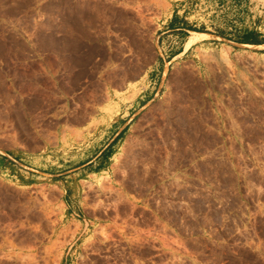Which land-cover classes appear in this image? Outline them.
Returning a JSON list of instances; mask_svg holds the SVG:
<instances>
[{
	"label": "rangeland",
	"instance_id": "1",
	"mask_svg": "<svg viewBox=\"0 0 264 264\" xmlns=\"http://www.w3.org/2000/svg\"><path fill=\"white\" fill-rule=\"evenodd\" d=\"M258 40L264 0H0V264H264Z\"/></svg>",
	"mask_w": 264,
	"mask_h": 264
},
{
	"label": "bare ground",
	"instance_id": "2",
	"mask_svg": "<svg viewBox=\"0 0 264 264\" xmlns=\"http://www.w3.org/2000/svg\"><path fill=\"white\" fill-rule=\"evenodd\" d=\"M151 102L149 101L148 103H146L144 106H142V108H144V107H146V106H148L149 104H150ZM167 109V108H166ZM161 115V114H160ZM164 115V114H163ZM159 116V115H158ZM162 116V115H161ZM147 117V116H146ZM144 118H145V116H144ZM156 118V117H155ZM143 120V119H142ZM149 120V119H148ZM163 121V120H162ZM162 123H164V122H162ZM170 123V122H169ZM143 124V123H142ZM145 124H146V121H145ZM144 125V124H143ZM167 125V124H166ZM170 125V124H169ZM172 125H174V124H172ZM177 125V124H176ZM175 125V126H176ZM160 126V125H159ZM162 126V125H161ZM160 126V127H161ZM150 128V127H149ZM152 128V127H151ZM157 129V128H156ZM162 129V128H161ZM150 130V129H149ZM152 130V129H151ZM170 130V129H169ZM137 131H139L138 129H137ZM153 131V130H152ZM142 133V132H141ZM155 133V132H154ZM140 135H142V134H140ZM138 136V135H137ZM140 137V136H139ZM154 139V138H153ZM153 141V140H152ZM145 144V143H144ZM149 144V143H148ZM140 146V145H139ZM151 150V147L148 145V147H146L145 145L142 147V152L144 153V154H146V153H148L149 154V151ZM140 152H141V150H140ZM151 152H152V150H151ZM136 155V154H135ZM147 155V154H146ZM145 156V155H144ZM131 158H132V156H131ZM134 158V157H133ZM136 158V157H135ZM140 158V157H139ZM142 158V157H141ZM149 158H150V156H149ZM142 160V159H141ZM149 160V159H148ZM127 161V160H126ZM135 160H133V162H134ZM133 162L132 163H130V171L131 172H136L138 169L139 170H141L142 168H144L143 167V164L142 163H140V161H137V167H135L134 165H133ZM142 162V161H141ZM144 162V161H143ZM145 162H146V160H145ZM149 163V162H148ZM145 164V163H144ZM153 165H155V164H153ZM148 166V165H147ZM146 166V167H147ZM152 166V165H151ZM151 166H150V169H151ZM149 168V167H148ZM144 170H145V168H144ZM148 170V169H147ZM130 172V174L132 175V173ZM128 173V172H127ZM146 173V172H145ZM130 174H129V176H130ZM135 173H133V175H134ZM138 174V173H137ZM125 175V174H124ZM148 175V174H147ZM140 176V175H139ZM145 176H146V174H145ZM139 178V177H138ZM140 178H141V176H140ZM117 181V180H116ZM140 181V180H139ZM135 182V181H134ZM125 184V183H124ZM121 185H122V183H121ZM107 187V186H106ZM105 187V188H106ZM111 187V186H110ZM112 189V188H111ZM117 189V188H116ZM126 191V190H125ZM117 223V222H116ZM64 230V229H63ZM65 231V230H64ZM63 231V232H64ZM65 233V232H64Z\"/></svg>",
	"mask_w": 264,
	"mask_h": 264
},
{
	"label": "crops",
	"instance_id": "3",
	"mask_svg": "<svg viewBox=\"0 0 264 264\" xmlns=\"http://www.w3.org/2000/svg\"><path fill=\"white\" fill-rule=\"evenodd\" d=\"M260 38H261V36H260ZM256 42H258V43H254V44L259 45V46H264V40H258V41H256ZM115 136H116V135H114L113 138H114ZM111 140H112V139H111ZM103 149H105V147H104Z\"/></svg>",
	"mask_w": 264,
	"mask_h": 264
}]
</instances>
